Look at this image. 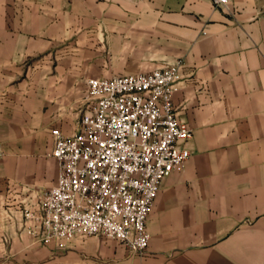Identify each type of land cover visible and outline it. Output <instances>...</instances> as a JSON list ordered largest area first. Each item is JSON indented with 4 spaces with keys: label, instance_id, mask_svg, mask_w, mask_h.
<instances>
[{
    "label": "crops",
    "instance_id": "1",
    "mask_svg": "<svg viewBox=\"0 0 264 264\" xmlns=\"http://www.w3.org/2000/svg\"><path fill=\"white\" fill-rule=\"evenodd\" d=\"M178 61L189 157L144 252L32 236L23 210L56 182L50 132L77 131L85 81ZM0 264H264V0H0Z\"/></svg>",
    "mask_w": 264,
    "mask_h": 264
},
{
    "label": "built area",
    "instance_id": "2",
    "mask_svg": "<svg viewBox=\"0 0 264 264\" xmlns=\"http://www.w3.org/2000/svg\"><path fill=\"white\" fill-rule=\"evenodd\" d=\"M180 66L85 81L88 105L77 131L50 132L56 182L38 198V210H23L32 236L64 247L76 235H101L133 254L144 252L146 219L160 185L189 157L191 130L172 104Z\"/></svg>",
    "mask_w": 264,
    "mask_h": 264
},
{
    "label": "rangeland",
    "instance_id": "3",
    "mask_svg": "<svg viewBox=\"0 0 264 264\" xmlns=\"http://www.w3.org/2000/svg\"><path fill=\"white\" fill-rule=\"evenodd\" d=\"M125 2H126V0H125ZM135 2L138 4V3H142L143 2V0H135ZM104 43V46L106 47L107 46V43H106V41H104L103 42ZM176 63V62H175ZM174 64V63H173ZM160 67V66H159ZM154 68H156V67H154ZM147 71H149V70H147ZM141 72H143V71H141ZM137 73H139V72H137ZM134 74H136V73H134ZM126 75H131V74H126ZM120 76V75H119ZM110 77H112V76H110ZM91 78H96V77H91Z\"/></svg>",
    "mask_w": 264,
    "mask_h": 264
}]
</instances>
